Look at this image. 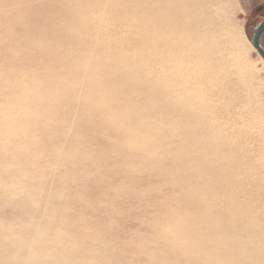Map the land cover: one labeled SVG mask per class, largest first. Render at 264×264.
Segmentation results:
<instances>
[{
    "label": "rangeland",
    "instance_id": "rangeland-1",
    "mask_svg": "<svg viewBox=\"0 0 264 264\" xmlns=\"http://www.w3.org/2000/svg\"><path fill=\"white\" fill-rule=\"evenodd\" d=\"M168 5L166 0H0V97L8 98L0 106L12 118L18 103L10 107L12 99L23 105L33 103L35 93L58 99L41 109L54 108L58 116L49 121L52 129L70 134L62 146L45 151L91 159L82 172L84 181L111 180L100 186L109 197L99 206L109 210L103 220L123 254L135 261L144 258L138 264H146L153 257L161 263L166 256L159 251H170L171 264H201L210 257L204 248L209 235L189 226L207 217L210 195L190 177V163L175 158L170 112L157 110L156 101L149 107L145 102L147 90L140 83H149L161 68H136L144 45H123L120 40L141 31L148 20L152 31H161L174 5L184 15L208 16L210 24L235 35L239 60L249 67L248 88L218 80L223 97L233 104L232 113L242 111L237 119L257 112L264 124V61L250 43L254 27L264 19V0H183ZM260 43L264 47V31ZM118 54L137 61L122 66ZM111 69L123 73L117 76ZM129 69L137 73L131 76ZM11 85H21L17 94ZM234 90L252 91L253 106L246 101L236 107ZM126 94L130 98L125 99ZM117 192L131 196L116 198ZM197 256L201 262L190 261Z\"/></svg>",
    "mask_w": 264,
    "mask_h": 264
},
{
    "label": "bare ground",
    "instance_id": "bare-ground-1",
    "mask_svg": "<svg viewBox=\"0 0 264 264\" xmlns=\"http://www.w3.org/2000/svg\"><path fill=\"white\" fill-rule=\"evenodd\" d=\"M170 1L183 0H166L168 7ZM171 12L163 19L161 31H152L148 20L141 31L124 34L120 41L144 45L136 68H161L149 83H140L147 90L145 102L149 107L156 101L157 110L170 112L175 125L171 131L175 158L190 163V177L210 195L207 217L194 221V228L189 226V230L208 233L204 248L210 257L204 263L198 256L190 261L264 264V173L256 171L264 170V124L257 112L236 118L242 112L239 102L253 106L252 91L232 92L239 108L232 113L233 104L223 97L218 84L223 78L232 86L249 87V67L239 60L240 48L230 30L210 24L208 16L181 14L177 5ZM116 56L122 66L137 61ZM116 71L117 76L123 73L110 72ZM129 71L131 76L137 73ZM11 86L17 94L21 85ZM7 99L6 95L0 97V101ZM33 101L23 105L12 99L10 107L18 102L12 118L0 106V264L143 262L144 258L135 261L125 256L120 242L113 240L111 227L104 223L103 215L110 212L99 203L109 194L105 196L100 186L110 185L111 180L84 181L82 172L90 166L89 158L46 153L48 146H62L70 134L52 129L49 121L58 116L54 108L41 109L58 99L35 93ZM114 196L131 195L117 192ZM170 240L182 244L181 239ZM159 255L166 256L161 263L153 257L146 264H171L168 259L174 256L170 251H159Z\"/></svg>",
    "mask_w": 264,
    "mask_h": 264
},
{
    "label": "water",
    "instance_id": "water-1",
    "mask_svg": "<svg viewBox=\"0 0 264 264\" xmlns=\"http://www.w3.org/2000/svg\"><path fill=\"white\" fill-rule=\"evenodd\" d=\"M264 31V19L261 20L253 29L250 38L252 47L256 50L258 55L264 61V47L260 43V34Z\"/></svg>",
    "mask_w": 264,
    "mask_h": 264
},
{
    "label": "flooded vegetation",
    "instance_id": "flooded-vegetation-1",
    "mask_svg": "<svg viewBox=\"0 0 264 264\" xmlns=\"http://www.w3.org/2000/svg\"><path fill=\"white\" fill-rule=\"evenodd\" d=\"M260 8H262V7H258V9H260ZM261 35V34H260Z\"/></svg>",
    "mask_w": 264,
    "mask_h": 264
}]
</instances>
